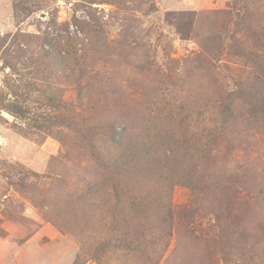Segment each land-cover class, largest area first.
Here are the masks:
<instances>
[{"label": "rangeland", "instance_id": "1", "mask_svg": "<svg viewBox=\"0 0 264 264\" xmlns=\"http://www.w3.org/2000/svg\"><path fill=\"white\" fill-rule=\"evenodd\" d=\"M0 264H264V0H0Z\"/></svg>", "mask_w": 264, "mask_h": 264}, {"label": "trees", "instance_id": "2", "mask_svg": "<svg viewBox=\"0 0 264 264\" xmlns=\"http://www.w3.org/2000/svg\"><path fill=\"white\" fill-rule=\"evenodd\" d=\"M81 30H82V28H81ZM95 32H100V31L95 28ZM232 102H233V99H231V98L228 101L225 102V105L223 106V113L224 114L228 115V113L231 111L230 105H231ZM127 247L130 248L131 246H127Z\"/></svg>", "mask_w": 264, "mask_h": 264}]
</instances>
